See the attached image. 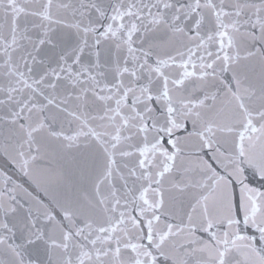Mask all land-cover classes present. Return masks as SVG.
Returning <instances> with one entry per match:
<instances>
[{
  "label": "snow or ice",
  "instance_id": "obj_1",
  "mask_svg": "<svg viewBox=\"0 0 264 264\" xmlns=\"http://www.w3.org/2000/svg\"><path fill=\"white\" fill-rule=\"evenodd\" d=\"M0 264H264V0H0Z\"/></svg>",
  "mask_w": 264,
  "mask_h": 264
}]
</instances>
